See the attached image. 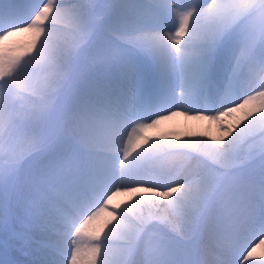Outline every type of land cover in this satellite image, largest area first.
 <instances>
[{"label":"snow or ice","instance_id":"snow-or-ice-1","mask_svg":"<svg viewBox=\"0 0 264 264\" xmlns=\"http://www.w3.org/2000/svg\"><path fill=\"white\" fill-rule=\"evenodd\" d=\"M29 30L28 48L0 46V264H19L15 251L27 264H253L264 248V0H0V40ZM101 35L102 54L127 69L107 88L81 79ZM44 64L55 71L36 81ZM33 85L23 110L16 95ZM201 96L194 118L223 132L162 146L186 167L157 164L152 145L136 151L141 130ZM241 110L246 122H224ZM35 156L34 195L20 200L14 179ZM141 190L151 195L110 208ZM102 213L115 223L87 233L81 259L77 237Z\"/></svg>","mask_w":264,"mask_h":264},{"label":"bare ground","instance_id":"bare-ground-1","mask_svg":"<svg viewBox=\"0 0 264 264\" xmlns=\"http://www.w3.org/2000/svg\"><path fill=\"white\" fill-rule=\"evenodd\" d=\"M148 2L149 1H146V4H148ZM64 22L69 27L66 28L64 25L65 29L62 31L66 32L69 38L71 39L72 38L71 25L67 21H64ZM165 31H169V29L166 28ZM14 35H15L14 37H9V39L7 40H0V44L5 43L7 45L8 40H10L9 42L11 41L16 42V40L26 39L27 36L30 37V42L33 43V41L35 40V33L30 30L29 31H17ZM14 42L12 46H14ZM37 43H39V41H37ZM108 68H109L108 72L102 69L100 73L101 76L97 78L94 77V79H92L90 75L88 74V75H85L86 77L81 76V79L86 85H93V86L101 87V88H107L110 85L115 86L119 84L121 80L123 79V77L125 76L127 69L126 70H122L119 68L116 69V67L113 68V66L111 65H109ZM54 71L55 70L52 67H49L47 64L41 65L40 67L36 69L35 80L43 81L49 78L53 74ZM113 74L115 76H118L117 78H119V81H117L116 79L111 80L113 77ZM102 76H104V80H102L103 82L100 83L99 80ZM32 92L34 91L32 90ZM32 92L24 88L19 89L18 94L16 95L17 106L22 108L23 110H27L28 108H30L34 100V96ZM175 92L179 96V92H181V89L179 87H176ZM171 111L176 112L177 114L174 116H170L168 119L162 120L159 124L155 125L154 127L145 128L140 131V136L145 137L146 139L144 143L140 145V148H137L136 150L137 152H140L141 149L148 148V145H152V148L150 150L156 156H158L159 158H170V157H166L163 155V147H162L168 141L176 142L178 140L194 139L196 137H207L211 139L213 137H220L222 134L223 129L219 127V123L217 121H213L209 119H196L194 118L196 116V113H192L191 111H189V108L187 107L185 108L184 107H178V108L173 107L171 108ZM243 111H246V110H241V111L233 113L231 116L234 117L235 119L231 118V121H229L226 117H224L223 118L224 122L228 124H233V125L237 124L238 121L244 122L242 118H244L245 112ZM249 117L251 116H248L247 118ZM142 123H150V121H142ZM4 134L5 132L2 129H0V137H4ZM153 142H156V143H153ZM0 148H4L2 143H0ZM133 155H135V153ZM175 160L172 159V163H169V164H173ZM26 162L23 163V166L21 168L22 172H19L17 175V177L20 176V178H18L16 183L13 182L15 196L19 198L20 200L22 199L23 194L18 193L17 191L19 190L18 187H20V182L22 178L24 177V174H27L28 176L29 174H32L31 180L34 181V178H38L40 176L41 174L40 170L42 169V166H43L40 157H37V158L34 157L33 161H31L30 159V160H27ZM178 168H180V165ZM27 187L29 190L28 194L29 193L30 194L29 195L27 194V196H25L24 199H27L28 197L34 195L33 188H31L29 184L27 185ZM144 187H148V186L145 185ZM21 190L25 192L22 188ZM147 195H151V193L144 192L143 190L137 193H130V192L122 191L116 196H114L112 203L110 205V208L116 207V206L122 207L125 203H131L132 200L137 196H147ZM144 212L146 211L144 210ZM106 221H111V223H109L107 227H104V232L101 233V235L103 236L104 233H107L108 227H111V225L115 223V220H112V218L107 213H102L101 216L97 220L93 221L92 224L88 226V228L85 230V233L77 237L78 247L80 248L81 259L87 258L88 249L90 247V240L88 238L87 233L90 231L99 230L102 226L105 225ZM49 242L55 243L54 240L49 241ZM67 244H68V241L66 239L61 241V246L65 250H67ZM15 252L18 255L17 257L19 259L20 251H15ZM22 254L23 255L21 256L22 258H24L26 253L22 251ZM27 259L29 261L30 256H27ZM69 261H70V257H69Z\"/></svg>","mask_w":264,"mask_h":264},{"label":"rangeland","instance_id":"rangeland-1","mask_svg":"<svg viewBox=\"0 0 264 264\" xmlns=\"http://www.w3.org/2000/svg\"><path fill=\"white\" fill-rule=\"evenodd\" d=\"M146 1H149V0H130V4L133 5V6H137V7H139V6H145V5H147L146 4ZM176 2H179V0H176ZM62 24H63V26H62ZM64 25H65L66 28L69 27L64 21H61L60 22V28H61V30H64L65 29ZM169 31H174V29H169ZM14 36L15 35H12L10 37H14ZM8 39H9V37H8ZM9 41L10 40H8L7 45L5 43H3V44H0V46H3L5 48H7V49L9 48L10 50H12V51L15 52V51H21V50H23L25 48H28L29 46L32 45V42H30V37H28V36L26 37V39L16 40V42H14V41L9 42ZM13 42H14V46H12ZM106 45H107V38L105 36L101 35L99 37V39H98L97 46L94 47L87 54V56L85 57V59L82 61L81 76L86 77L85 75H88L89 74L92 79H94V77L97 78V77L101 76L100 73H101L102 69L108 72V70H109L108 66L109 65L113 66V68L116 67V69L119 68V69H122V70H126V68L124 67V65L122 64V62L120 60H114V59H112V58H110V57L102 54L103 53V50L106 48ZM35 74H34V78H35ZM117 77L118 76H115L113 74V77H112L111 80L116 79L117 81H119V78H117ZM102 80H104V76H102L100 78L99 82L102 83L103 82ZM21 89H23V88H21ZM24 89H27V90H29L31 92H32V90L35 91V85L30 86L28 88H24ZM179 94H180V92H179ZM205 106H206V103H205L204 97L201 96L198 104L193 103V104L187 105L185 107L189 108V111H191L190 108H193V107H205ZM207 106L210 107V105H207ZM191 112L192 113H196L194 111H191ZM243 112H245V111H243ZM161 114L162 115H167V113H164V112H162ZM203 115L204 116H209V115H212V113L205 112V113H203ZM253 115H256V114H253ZM226 118L229 121H231V118L235 119L232 116L231 117L229 116V117H226ZM250 119H252V118L251 117L247 118V120H250ZM244 122H246V120H244ZM5 134H4V138L6 139V135ZM3 147H4L3 149H6L7 148V145L6 144H3ZM35 157H39V156H35ZM33 159H34V157H33ZM33 159H31V161H33ZM161 162L172 163V159L171 158H160L156 163L159 164ZM187 163H188L187 161H184V160H181V159H177V160H175V162H173V164L177 168L179 167V165H180V168H184V167L187 166ZM19 172H22V170L20 169ZM31 177H32V174H29V176L27 174H24V177L23 178H25V179L22 178V180L20 182V187H18L19 190L17 192L23 194V197H22L21 200H24V197L27 196V194H28V191L29 190H28L27 185L29 184V186L31 188H33V186H32L33 185V181L31 180ZM18 178H20V176H18L16 179H14V183H16V181L18 180ZM15 186H16V184H15ZM147 186L148 187H151V185H147ZM21 188L25 192H23L21 190ZM144 210L146 211L145 214H147V211H148L147 207H145ZM257 243H258V241H257ZM17 247H19V246L17 245ZM257 252H259V253H257ZM21 255H23L22 254V251H20V256H19V259H18V257H17L18 255L15 252L14 258L17 259L19 261V263L20 262L27 263L28 262V259H27V256L28 255L25 254V257L24 258H22ZM250 259L253 261V264H259L260 261H264V248H260V249L258 248V249H256V252L254 253L253 257H251Z\"/></svg>","mask_w":264,"mask_h":264}]
</instances>
